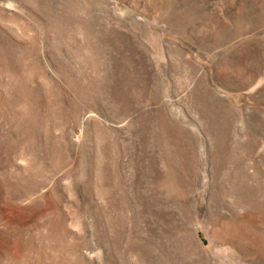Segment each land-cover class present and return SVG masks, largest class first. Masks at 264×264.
Segmentation results:
<instances>
[{
  "label": "rangeland",
  "instance_id": "1",
  "mask_svg": "<svg viewBox=\"0 0 264 264\" xmlns=\"http://www.w3.org/2000/svg\"><path fill=\"white\" fill-rule=\"evenodd\" d=\"M0 264H264V0H0Z\"/></svg>",
  "mask_w": 264,
  "mask_h": 264
}]
</instances>
